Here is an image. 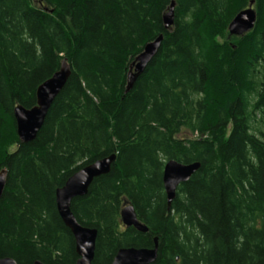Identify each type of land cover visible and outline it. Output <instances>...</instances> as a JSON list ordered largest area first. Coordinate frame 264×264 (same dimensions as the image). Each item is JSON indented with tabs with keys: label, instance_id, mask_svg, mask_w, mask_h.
I'll return each instance as SVG.
<instances>
[{
	"label": "trees",
	"instance_id": "obj_1",
	"mask_svg": "<svg viewBox=\"0 0 264 264\" xmlns=\"http://www.w3.org/2000/svg\"><path fill=\"white\" fill-rule=\"evenodd\" d=\"M248 4L0 0V259L75 264L55 192L116 154L71 203L77 222L97 231L92 264L154 239L153 264H264V0H254L252 31L228 34ZM159 35L156 56L127 91L130 66ZM64 59L69 79L36 138L21 144L14 109L33 108ZM171 160L200 168L168 209L162 172ZM124 205L147 233L123 227Z\"/></svg>",
	"mask_w": 264,
	"mask_h": 264
},
{
	"label": "water",
	"instance_id": "obj_2",
	"mask_svg": "<svg viewBox=\"0 0 264 264\" xmlns=\"http://www.w3.org/2000/svg\"><path fill=\"white\" fill-rule=\"evenodd\" d=\"M254 0H249L246 9L239 12L228 26L230 37H242L254 29L256 24V12L253 9ZM174 2H171L167 13L163 16V26L165 30H170L173 26ZM163 36L159 35L152 42L147 43L141 53L136 57L130 66L127 77V91L130 90L136 78L143 73L147 65L156 56ZM71 75L70 66L66 60H62L60 67L48 80L43 82L36 90V105L31 109L17 106L13 111L16 136L21 144L32 142L41 129L46 115L56 97L64 88ZM116 154L100 159L87 165L72 174L65 184L55 192V206L60 220L65 228L70 232L74 240L77 261L75 264H92L95 242L97 238L96 229L86 228L79 224L71 212V203L84 197L92 182L100 176L107 175ZM199 163L181 164L176 161L165 163L162 172V185L166 197L168 209L175 199L179 186L189 182L191 177L199 170ZM6 171H0V199L6 184ZM121 223L125 228H134L138 233H147V228L138 222L134 209L129 205H124L120 212ZM158 243L153 240L152 248H122L118 250L111 264H153L157 259ZM0 264H16L12 259H0ZM33 264H42L38 261Z\"/></svg>",
	"mask_w": 264,
	"mask_h": 264
},
{
	"label": "rangeland",
	"instance_id": "obj_3",
	"mask_svg": "<svg viewBox=\"0 0 264 264\" xmlns=\"http://www.w3.org/2000/svg\"><path fill=\"white\" fill-rule=\"evenodd\" d=\"M246 9V8H245ZM254 9V8H253ZM14 150V146H12L10 149H9V151L11 152V151H13Z\"/></svg>",
	"mask_w": 264,
	"mask_h": 264
}]
</instances>
